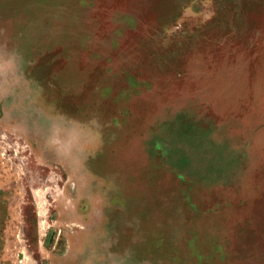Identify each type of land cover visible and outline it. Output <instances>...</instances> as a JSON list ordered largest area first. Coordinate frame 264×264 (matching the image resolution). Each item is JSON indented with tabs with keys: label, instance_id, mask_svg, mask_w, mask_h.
<instances>
[{
	"label": "rangeland",
	"instance_id": "374dc122",
	"mask_svg": "<svg viewBox=\"0 0 264 264\" xmlns=\"http://www.w3.org/2000/svg\"><path fill=\"white\" fill-rule=\"evenodd\" d=\"M0 264H264V0H0Z\"/></svg>",
	"mask_w": 264,
	"mask_h": 264
}]
</instances>
